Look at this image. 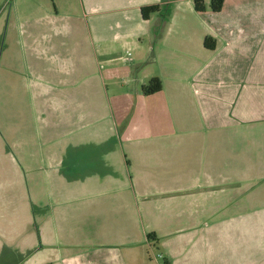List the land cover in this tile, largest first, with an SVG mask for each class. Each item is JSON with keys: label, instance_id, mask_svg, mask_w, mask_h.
I'll list each match as a JSON object with an SVG mask.
<instances>
[{"label": "crops", "instance_id": "1", "mask_svg": "<svg viewBox=\"0 0 264 264\" xmlns=\"http://www.w3.org/2000/svg\"><path fill=\"white\" fill-rule=\"evenodd\" d=\"M191 1L144 19L171 0H78L85 68L71 0H0V84L33 104L12 134L34 126L2 150L25 170L0 181V264H146L164 241L163 264H264V0Z\"/></svg>", "mask_w": 264, "mask_h": 264}, {"label": "rangeland", "instance_id": "2", "mask_svg": "<svg viewBox=\"0 0 264 264\" xmlns=\"http://www.w3.org/2000/svg\"><path fill=\"white\" fill-rule=\"evenodd\" d=\"M185 1H188V0H171V4L170 3L169 4H166V3L165 4H158L161 7L160 12H164V10H166V9L172 10L173 6L175 8L176 5L182 6L183 4H185ZM192 3H193V8H194V0L191 1V4ZM76 7L77 8L81 7L78 4V0H76V1L71 0V11L65 12V13L70 14V16H71V19H70L71 20V29H72L71 31L73 32V33H71V34H73L72 39H71V43H73V40L76 39L79 41V42L77 41V44H79V46L82 47L81 43L84 42L83 41L84 32H83L81 26H79V21L81 18L80 14L82 12H80L81 8L77 9ZM32 10L35 11L36 8L35 7L32 8L31 6H29L28 12H26V13H27V16L29 17V19H32V21H33L34 19L38 18L41 15L39 12H32ZM154 13H156V12H154ZM151 14H153V13H150V15ZM9 15L11 16V14H9V12H2L0 14V27L1 28L4 29V26L7 25L5 23L9 19ZM12 19H13V21L15 20V18H12ZM30 30L36 32L37 27L32 26V27H30ZM105 34H107V33H105ZM92 36H96V33L92 32ZM143 41H144L145 47L147 48V38L144 37ZM83 47H84V45H83ZM83 47L77 48L76 57H80V58H77L76 60L82 63V65H81L82 67H85V65L83 64V60L85 59L84 56L86 55V53H84ZM85 68H81V69H85ZM9 97H10V95H8V96L4 95V85L0 84V181H2V182L7 180L11 174L15 175L16 172L19 171L18 169H20L21 171L25 170V167L22 166L23 163L19 162L20 157L17 156L16 158H14V155L10 153L11 157H9V159L7 161L2 150H5V148H7V147L10 150L12 147L13 151H14V148H16L18 151L22 147V151H20V153H21V155H23L25 153L24 149H31L33 147V146L32 147H25V145H23V144L21 146L9 144L8 146L6 145V147H5V142L6 143H8V141L12 142L13 137H14V140L16 142L20 141L23 130L26 131L28 129L27 131H29V132L34 130V126H32V124H30L29 127L26 126L28 128H23L22 130L15 129V130H18L19 133L12 134V127H20V120L18 119L17 113H13V112L7 113V112L13 110L12 107H17V108L22 107L23 108L26 105L32 106L33 104L31 102V99H30L31 96L30 95L19 96V93H17V97H14L13 99H12V97L11 98H9ZM33 97L35 98L34 95H33ZM28 120H29V122H32L30 119H27L26 122ZM26 122L23 123V126L26 124ZM58 123H59L57 125L58 127H55L53 131L50 128L48 130L46 129L45 133L49 132L50 134L53 133V135H57V133H58V137L60 138V145L58 146V150H59L60 154L63 155V158L66 159L64 161H61V165H64L63 163L65 162L66 166L62 167L60 165L62 176L60 177L59 185L61 187L63 186V187H70L71 188V130H69V128H67L68 126L65 124L64 121L63 122L61 121ZM55 148L56 147H54V149ZM17 153L14 152L15 155ZM14 159H16V161ZM64 207L68 208V204H66V206H64ZM60 233H62V234L64 233V231L62 230V227H61ZM62 237L63 236H61V238ZM170 243H171L170 241L159 242V243L155 244L156 248H149L146 251H148L149 257L153 256V254H152L153 251H154V256L157 255L159 257V256H161L162 253L164 254V252L167 248H170L169 247ZM150 249H153V251L151 252ZM146 251H145V260L147 261L146 264H156L155 261L153 260L154 257L150 261H148L149 260L147 258L148 253ZM158 254H160V255H158ZM159 258H160L158 261L159 264H163L162 257H159Z\"/></svg>", "mask_w": 264, "mask_h": 264}, {"label": "trees", "instance_id": "3", "mask_svg": "<svg viewBox=\"0 0 264 264\" xmlns=\"http://www.w3.org/2000/svg\"><path fill=\"white\" fill-rule=\"evenodd\" d=\"M224 0H194L195 11L201 12L206 8L211 9L213 12H218L222 8ZM161 7L158 4H151L147 6H142L140 8L141 16L147 19L150 13L160 11ZM204 46L209 49H213L215 46L214 38L206 36L203 42ZM161 89V82L158 77L150 78L145 84L142 85V92L145 95L154 93ZM154 234L148 233L147 237L150 239Z\"/></svg>", "mask_w": 264, "mask_h": 264}]
</instances>
